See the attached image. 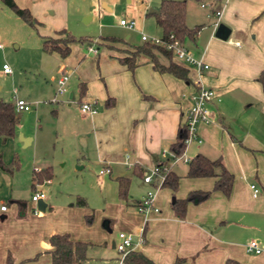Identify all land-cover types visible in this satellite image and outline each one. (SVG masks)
Returning a JSON list of instances; mask_svg holds the SVG:
<instances>
[{
    "label": "crops",
    "instance_id": "crops-1",
    "mask_svg": "<svg viewBox=\"0 0 264 264\" xmlns=\"http://www.w3.org/2000/svg\"><path fill=\"white\" fill-rule=\"evenodd\" d=\"M192 1L203 11H191L188 2ZM192 1L185 0L183 21L187 27L197 25V29L180 43L207 67L197 73L193 66L181 62L187 69L188 82L156 71L146 58L138 60L131 69L126 68L117 60L124 53L116 51L127 48L128 35H124V40L116 38L110 44L101 37L90 42L105 49L101 54L96 52L97 47L94 52L89 51L94 55L91 60H95L96 68L88 77L81 74L80 61L59 56L61 72L66 78L73 74L76 79L77 106L86 101L94 107L93 113L77 107V114L70 115L71 92L55 99V86L51 96L40 102L31 95H12L29 103V109L16 111L19 122L14 125L12 136L0 138V205H4L0 209V264H4L6 253L13 262L37 253L34 264H49L47 237L56 232L88 243L86 260L79 264H123L114 248L116 234L105 245L101 235L93 234L96 228L82 223L77 215L80 211L70 208L71 202L66 206L51 202L47 193L57 179L53 172L55 162L59 167L69 162L75 169L85 162L98 166L95 179L99 191L105 203L115 202L114 220L104 221L106 231L113 223L127 230L119 231L132 236L131 250L140 251L155 263L171 264L178 258V264H222L225 258H231L239 264H264V91L256 80L264 70V0ZM13 2L28 10L40 37H52L59 29L69 32L68 20L76 15V4L79 16L85 13V6L89 8L94 3L105 11L111 10L107 0ZM212 9H220L215 26ZM157 60L166 62L159 57ZM196 83L211 88L215 97L208 105V121L196 125L200 142H189L183 156L187 160L199 152L210 159L219 157L232 175L229 192L223 195L211 190L197 203L186 202L183 214L177 217L170 208V197L183 198L189 190L210 189L213 178L185 177V162L178 172L169 165L178 175L174 196H170L169 188L158 187L152 200L157 210L137 211L135 202L148 187L140 176L161 159L160 151L173 141ZM107 96L112 98L109 106L103 104ZM0 98L11 101V97ZM21 137L26 140L21 141ZM57 140L60 144L56 146ZM46 166L51 177L30 186L32 169ZM100 168L108 170L98 173ZM134 176L137 178L133 180ZM116 177L127 178L125 200L116 195ZM250 183L258 189L254 196ZM24 188L43 193V210L36 206L27 209L14 194L15 189ZM55 207L62 210V218H55ZM71 213L72 217L76 214L75 221L69 220ZM137 237L141 238L139 243H135ZM250 239L258 241V253L244 250Z\"/></svg>",
    "mask_w": 264,
    "mask_h": 264
},
{
    "label": "rangeland",
    "instance_id": "rangeland-1",
    "mask_svg": "<svg viewBox=\"0 0 264 264\" xmlns=\"http://www.w3.org/2000/svg\"><path fill=\"white\" fill-rule=\"evenodd\" d=\"M159 0H107V4L110 6V11H105L98 4H93L92 7L86 6L83 15H78L80 11L79 4H76V15L69 18L67 29L69 33L74 37L69 45V51L65 57L72 59L73 62L77 60L81 62L80 72L84 76L91 75V71L96 68V62L91 58L94 56L87 50V46L97 47L96 52L101 54L104 51V46L97 43L91 44L90 42L95 38H100L106 43L110 44L113 40L104 37H114L120 40H124V35H128L125 40L127 48L116 49L119 53L129 54L134 50V46L140 43L138 38L139 33H143L147 36L159 37L160 29L154 23L152 14L146 13L148 8H155ZM189 1V0H188ZM192 1V0H191ZM191 11L195 13L202 12L203 10L198 6L196 1L188 2ZM120 17L126 19L131 18L133 20V28L131 30L125 29L117 24V20ZM58 45H62L65 36L60 33L53 34ZM85 37L88 40H84ZM40 34L38 29L31 27L16 17L12 12L0 4V96L3 98L12 97V95L22 96L27 94L33 98L41 99L46 96H51L54 90L55 79L59 77L61 68L60 57L56 53H44L40 50ZM152 52L160 59H165L161 54L152 50ZM141 58H146L143 55H137L135 60L138 61ZM174 58V57H173ZM5 63L10 69L9 74H3L1 72V64ZM70 66V65H67ZM65 71V70H64ZM65 92L61 96H55V99H62L67 96L68 92H71L72 99L68 100L69 107L71 109L70 115L77 114L76 99V79L73 74L68 75L64 84ZM65 99V98H64ZM66 103V102H65ZM36 105V104H35ZM21 114V113H20ZM60 144V141H56V146ZM190 145V144H188ZM181 161L175 163H168L173 165L172 169L176 172L179 168H183ZM81 164V163H79ZM83 167L75 169L74 164L70 165L69 162H65L63 167L57 166L55 162L53 172L56 176L54 188L47 193V196L51 199V202L55 206L71 202L70 208L80 211V220L86 226H92L96 228V237H100L101 242H105V245L109 244V240L113 238L117 231H127L120 228V226L109 225L110 231H106L105 220H114L115 204L111 202L105 203L104 196L99 191V187L96 183L95 172L97 165L94 163H83ZM148 170H146L147 172ZM141 177V176H140ZM133 180L136 176L131 177ZM150 187L148 186L147 189ZM163 188V187H161ZM64 190V192H63ZM171 191V190H170ZM138 192V191H135ZM174 191H171L170 196H174ZM31 190L28 188L15 189L14 194L20 198V200L26 204V208L30 210V207H35V203L30 201ZM69 193V194H66ZM75 195L83 197L84 205L74 204ZM7 197L4 198V202L7 203ZM66 200V201H65ZM53 204V205H54ZM36 208V207H35ZM55 218H62V210L55 207ZM27 210V212H29ZM107 213V214H106ZM113 214V216H111ZM64 217V216H63ZM69 220L75 221L76 214L72 217L70 214ZM111 252H115L114 249H110ZM116 253V252H115Z\"/></svg>",
    "mask_w": 264,
    "mask_h": 264
},
{
    "label": "trees",
    "instance_id": "trees-1",
    "mask_svg": "<svg viewBox=\"0 0 264 264\" xmlns=\"http://www.w3.org/2000/svg\"><path fill=\"white\" fill-rule=\"evenodd\" d=\"M0 3L12 12L16 17L21 19L26 24L34 27L36 21L31 17L26 8L18 7L13 0H0ZM184 4L185 0H159L155 7L156 12L153 14L154 22L160 29V38L164 40L177 39L181 42L184 36H193L197 25L187 27L184 24ZM56 33L63 34L65 40L60 46L55 39L50 36L40 37V48L43 52H56L58 56L64 57L69 51V44L74 41V37L64 29H59ZM84 40H88L82 37ZM110 40H116L114 37H104ZM155 50L166 58L165 64H161L156 55L152 52ZM143 55L147 61L150 62L153 69L158 72H168L176 78L188 82L187 69L181 65V62L173 58L170 51L163 49L158 45L148 42H141L134 46L129 54H123L117 57V60L125 65L126 68L131 69L137 61V55ZM175 60V61H174ZM256 80L260 83L262 91H264V70H261L256 76ZM83 90L82 82L78 83V93L81 94ZM103 104L109 106L112 104V98L107 96ZM19 122V114L13 110V105L10 100L0 98V138L12 136L13 127ZM184 136V128L177 126L176 133L172 142L167 146V149L173 153H180L183 148L182 138ZM155 165L162 171L163 177L159 187H167L171 191L176 188L178 175L175 174L168 166L167 159H159L155 161ZM185 177H212V185L210 189L189 190L183 198H173L170 202V208L175 216L180 217L183 214L184 204L186 202L197 203L209 194L211 190L220 191L223 195H227L230 189L232 175L222 165L220 158H207L203 154L197 152L190 156L185 162ZM51 172L48 166L39 169H32L30 175V186L39 183L42 180L49 179ZM116 195L119 199H126L127 178L116 177ZM74 204L84 205V200L76 196ZM49 248L47 253L49 256V264H79L86 260L85 250L88 245L87 242L74 240L69 237L67 233H51L47 237ZM37 253L32 257L25 258L18 262H13L9 253L4 257V264H34ZM121 261L123 264H160L155 263L144 256L138 250H128L125 252ZM180 259H175L171 264H178ZM222 264H239L236 260L225 258Z\"/></svg>",
    "mask_w": 264,
    "mask_h": 264
},
{
    "label": "built area",
    "instance_id": "built-area-1",
    "mask_svg": "<svg viewBox=\"0 0 264 264\" xmlns=\"http://www.w3.org/2000/svg\"><path fill=\"white\" fill-rule=\"evenodd\" d=\"M200 6H203V3H200ZM220 13V9H212L211 15L215 17V21L213 22L214 26L217 24V19ZM133 20L131 18L126 19L124 17H120L117 20V24L125 29L131 30L133 28ZM139 40L141 42H148L154 45H158L165 50L170 51L171 55L177 59L178 61L184 64H190L194 67L197 73H200L202 69H205L207 65L203 63L199 59H195L192 55L183 47V45L175 38L164 40L160 37L147 36L143 33H139ZM1 47V45H0ZM87 50L94 52L95 48L91 46H87ZM1 71L3 73H9L10 69L5 63L1 64ZM66 80V74L60 72L59 77L55 79V94L60 95L65 91L64 83ZM215 94L214 91L206 87L200 83H196L193 91L188 95L189 105L187 109L182 114L181 120L178 126H182L184 128V136L182 138L183 148L182 151L178 154L169 151L168 149H162L160 151V158L167 159L168 163H174L176 161L186 162V158L183 156L184 147L191 141L195 143L200 142V138L196 134V125L199 122H207L208 121V105L214 99ZM53 101L54 98L52 97ZM11 102L13 105L14 111H23L29 109V103L24 101L21 98L12 96ZM78 107L81 111H85L87 113H93L95 111L94 107L86 102L80 101L78 103ZM107 168H100L98 173L107 172ZM163 173L159 170L157 165H153L147 172H143L141 175L142 182L146 183L150 188L145 190L143 194L139 197V199L135 202V209L137 211L145 212L148 209L156 211L157 208L152 206V200L154 196V190L159 187V184L162 180ZM249 188L251 191V195L254 196L257 194V187L254 184H249ZM43 193L39 190L33 191L30 194V199L32 201H36L37 199H42ZM0 209H4V205H0ZM117 241L114 243V248L120 253V256L130 250L133 245L132 236L129 233L119 231L116 233ZM141 241L140 237H137L135 243H139ZM244 250L246 252L258 253L260 251V247L258 245V241L255 239H250L244 244Z\"/></svg>",
    "mask_w": 264,
    "mask_h": 264
},
{
    "label": "water",
    "instance_id": "water-1",
    "mask_svg": "<svg viewBox=\"0 0 264 264\" xmlns=\"http://www.w3.org/2000/svg\"><path fill=\"white\" fill-rule=\"evenodd\" d=\"M156 10L154 8H149L147 9V13H155ZM26 138L25 137H21V141H25ZM174 197H170V201L173 200ZM35 206L38 210H43L44 209V206H45V203L41 200V199H37L35 201Z\"/></svg>",
    "mask_w": 264,
    "mask_h": 264
}]
</instances>
